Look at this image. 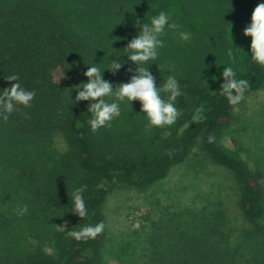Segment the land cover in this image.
I'll return each instance as SVG.
<instances>
[{
	"label": "trees",
	"instance_id": "trees-1",
	"mask_svg": "<svg viewBox=\"0 0 264 264\" xmlns=\"http://www.w3.org/2000/svg\"><path fill=\"white\" fill-rule=\"evenodd\" d=\"M254 3L0 0V89L10 87L4 77L15 73L23 87L36 92L30 107L19 106L7 121L0 119V264H109L110 258L117 257L123 264H264V168L251 169L217 143L240 104L231 106L222 95V73L206 89H200L194 75L193 79L188 74L194 72L203 39L220 33L218 22ZM161 11L169 13L170 22L180 28H166L161 37L165 46L144 67L163 68L166 78L176 75L196 106L183 108L179 97L176 104L182 115L172 126L148 128L143 117L146 126L141 130L133 126L128 134L121 132L124 128L118 121L93 133L87 124L89 102L72 101L75 87L86 82L87 66L100 63L104 69L109 57L126 54L127 41L137 30L133 23L149 22ZM180 31H189L192 39L181 41ZM127 67L115 76L105 71L104 78L114 87L119 80L128 82ZM217 68L213 67L212 75ZM132 69L134 74V65ZM234 70L238 79L249 82L245 97L264 90V67L251 61V52ZM202 105L204 119L193 121ZM121 106L124 120L136 114L129 103ZM165 132L169 134L163 137ZM129 140L138 149L135 156L129 155L132 151H119ZM198 144L202 155L226 169L239 186L236 218L224 201L201 209L187 207L180 216L168 219L167 236L177 234L178 243L166 239L154 244V235L161 233H155L150 217L152 230L139 250L132 243L107 249L105 205L111 194L152 190L190 160ZM78 187H84L88 208L84 220L71 212V193ZM157 203H152L151 214L159 210ZM25 204L28 213L17 215V206ZM99 222L105 229L95 239L77 242L67 236L76 226Z\"/></svg>",
	"mask_w": 264,
	"mask_h": 264
},
{
	"label": "rangeland",
	"instance_id": "rangeland-1",
	"mask_svg": "<svg viewBox=\"0 0 264 264\" xmlns=\"http://www.w3.org/2000/svg\"><path fill=\"white\" fill-rule=\"evenodd\" d=\"M254 1L255 3L252 5L254 7L249 5V8L242 12L237 10L232 13L233 17L228 21L218 22L220 27H217V30L220 33H215L210 37L206 36L201 42L192 65L194 72L188 71L189 76L193 79L196 78L200 89L208 88L215 80L214 77H219L218 75L222 73L221 70H224L226 66L242 67L243 61L251 52V38L245 37L243 31L251 22L253 10L261 2V0ZM131 26L137 28L131 36L133 38L140 29L136 26V23ZM229 46L233 47L234 50L235 47L240 49L236 52L235 63H231L226 56V49ZM189 66H191V63ZM213 67H219L217 68L219 71L214 75L211 74ZM150 71L157 78V86L166 79L163 68L153 67ZM120 83H123V81L119 80L118 84ZM184 93L180 98L181 106L185 109L194 108L196 100L187 92L184 91ZM131 107L136 111L132 118L123 119L124 109L121 106L120 117L112 121V124L120 121L119 124L124 128L121 132H127V134L132 132L133 126L138 130L146 126V121L143 118L145 114L140 112V103L138 101L133 102ZM168 134L169 132H165L163 137ZM217 143L225 151L233 153L246 162L251 169L264 168V90L249 94L236 107L232 119L222 128ZM160 149H164L163 146ZM137 150L136 144L134 146L133 141L129 140L126 147H122L119 151H132L129 155L135 156ZM239 191L240 188L232 175L226 169L217 166L208 157L202 155L201 145L198 144L194 147L190 160L188 159L186 163L175 168L165 181L152 190L146 193H140L136 190H123L111 194L105 205L110 233L107 249L117 250L122 245L132 243L134 245L138 244L139 250L146 238V233L152 230L150 217L154 221L155 233H161L154 235V244L155 240L165 242L166 239L178 243L177 234L174 237L167 236L168 219L175 214L180 216L179 213L187 207L201 209V207L209 206L215 201H224L227 208L234 214L233 217L236 218L239 213L237 207ZM152 203L160 204L159 210L153 214H151ZM180 221L181 218L178 219L176 224ZM144 229H147V231ZM109 260V264H123L118 257Z\"/></svg>",
	"mask_w": 264,
	"mask_h": 264
},
{
	"label": "clouds",
	"instance_id": "clouds-1",
	"mask_svg": "<svg viewBox=\"0 0 264 264\" xmlns=\"http://www.w3.org/2000/svg\"><path fill=\"white\" fill-rule=\"evenodd\" d=\"M170 21V14L164 11L155 16L152 15L149 22L142 23L137 20L136 26L140 30L131 40L127 41L125 55L115 56V59H111L112 56L109 57L110 62L104 69L99 66L100 63L87 66V70L83 73L87 78L86 82L75 87L76 96L74 100L72 97L71 99L74 103L89 102L86 112L90 114V118L87 120V124L93 133L103 127H110L112 121L120 117L121 105L125 103L131 105L137 101L140 103V112L145 114L148 128L172 126L182 115L176 101L185 93L177 76L170 74L162 84L157 86V78L152 74L150 68L144 67L149 61L156 60L159 50L165 46L161 37L166 28L174 31L180 28V25ZM243 35L251 38V61L257 66L264 67V0H261L253 10L251 22L244 28ZM179 38L187 43L192 39V34L189 31H180ZM238 50L240 49L235 47L234 50L231 46L226 49V56L231 63H235ZM124 56L127 57L126 60L122 59ZM126 65H128L127 71L130 74L128 82L120 83L114 87L111 81L104 78L105 71L115 76ZM132 65L135 66L134 74ZM221 75L223 79L220 87L222 95L226 97L229 105H239L250 87L248 80L238 79L237 72L230 65L224 68ZM4 79L9 82L10 87L0 89V119L7 121L19 106L30 107L36 92L22 86L19 74L13 73ZM204 111L203 105L198 107L192 117L193 121L203 120ZM184 127L187 128L189 125L186 124ZM180 131L182 132L183 129ZM71 201V212L84 220L88 216L84 187H78L72 191ZM28 211L29 208L26 204L17 206L15 209L19 216H24ZM104 229L103 222L88 223L74 227V230L67 232V236L77 242L87 241L95 239Z\"/></svg>",
	"mask_w": 264,
	"mask_h": 264
}]
</instances>
